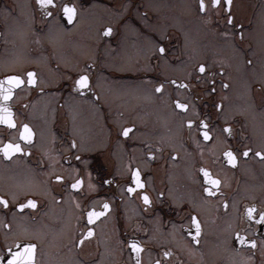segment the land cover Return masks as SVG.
I'll use <instances>...</instances> for the list:
<instances>
[{"label":"flooded vegetation","instance_id":"1","mask_svg":"<svg viewBox=\"0 0 264 264\" xmlns=\"http://www.w3.org/2000/svg\"><path fill=\"white\" fill-rule=\"evenodd\" d=\"M158 2L57 0L76 5L69 23L28 0L31 24L24 0H0V80H24L9 101L0 96L15 122L0 121V197L8 202H0V264L25 243L37 245L36 264H264V156L255 154L264 153V0H231L230 8L205 0L203 12L198 0H172L163 13ZM95 3L120 17L109 22L104 14L107 22L94 30L77 26ZM53 19L66 33L62 51L58 28L57 38L47 37ZM85 74L88 86L78 88ZM24 124L31 140L20 136ZM93 127L105 132L104 144L93 142ZM7 142L22 151L5 156ZM136 169L143 189L133 180ZM201 169L221 181L215 195L204 191ZM91 210L104 214L89 223Z\"/></svg>","mask_w":264,"mask_h":264},{"label":"snow or ice","instance_id":"2","mask_svg":"<svg viewBox=\"0 0 264 264\" xmlns=\"http://www.w3.org/2000/svg\"><path fill=\"white\" fill-rule=\"evenodd\" d=\"M36 2L39 4L40 8L44 11V14L49 16V17L58 13L62 17H65L69 23H71L74 21L75 17L77 16V7L73 3H63V4L58 5L57 0H36ZM225 3L230 8L231 0H225ZM219 4H220V0H211V5L213 7H218ZM207 7H208V5L206 4L205 0H198V8L200 11H202V12L206 11ZM228 22L229 23L232 22L231 16L228 17ZM111 31H112L111 28L106 29V32H108V33H110ZM158 51L161 54L165 53L166 49H165L163 44H160L158 46ZM249 63H250V61H249ZM198 71L200 73H204L206 71L205 65L200 64ZM23 83H24V80L19 75H9V76H6L3 80H0V96H2L3 101H5V102L9 101L13 95V92H12L13 87H18V86L22 85ZM27 83L30 85L36 83L34 72L30 71L27 73ZM88 83H89V77L86 74L80 75L78 77V79L75 81V85L78 88L87 87ZM170 83H176V82L170 81ZM5 84H7V87H5ZM181 87H187V85H181ZM225 87H227V85H225ZM163 88H164V84H160L155 88V91L161 92L163 90ZM174 103H175V106L177 108H180V109H187L188 108L187 104L180 103L179 101H175ZM217 107H219V105H217ZM0 121H2L4 124H7L9 126H12V127L15 126V122L12 118V110L9 107H7L6 105H0ZM188 124H189V126H191L193 124V121L189 120ZM203 126L205 128H207L206 124H204ZM224 130L230 131L229 128H225ZM130 131H131V129L125 128L123 130V135L127 136ZM20 136L24 140H31L32 132H31V129L29 128V126L27 124L23 125V131H21ZM203 137L205 139H208L209 138V132L204 131ZM73 147H75V142H73ZM2 151H3L5 156H10L14 152L22 151V149H21V146L19 143L7 142V143L3 144ZM250 152H251V149L246 148L243 151V155L246 157L249 155ZM255 154L257 156H264V153H262V152H257ZM224 155L228 158L229 164L234 165L237 163V158H236V156L232 150L225 152ZM77 159H79V158H77ZM201 171L203 172L204 178L206 179V182L209 185V187L204 188V191L209 193V194L215 195V193L212 191V186H217V191H218L219 190L218 186L220 185L221 181L219 179L214 178L208 169H201ZM132 177H133V180L135 181L136 187L143 189L144 184L141 180L139 169H136L132 173ZM55 179L57 181H60L63 179V177L56 176ZM80 183L81 182L78 180L72 185V187L76 188L79 186ZM135 190L136 189L131 187V186H129V188L127 189L128 192H134ZM161 195H163V194L161 193ZM143 200L146 204L150 202L149 196L147 195V193L143 194ZM0 202H3L5 204V206L8 203L7 200H4L3 197H0ZM28 204L31 205L33 208L36 207V201L35 200L29 199ZM18 207L24 208V205L20 204V205H18ZM103 208L108 209L109 204L104 203ZM254 212H255L254 207H249L247 210V213L250 217L253 215ZM103 214H104L103 212H96L95 210L89 211L87 213L88 222L91 223L94 220V218H98L99 216H102ZM259 216H260V221H264V210H262L259 213ZM189 223L192 226H194L195 235L199 236L200 232H201V225H200L198 218L195 215L190 214ZM192 234H193L192 232H189V235H192ZM83 235L84 234H82V239L80 241L81 244H83L85 242ZM92 235H93V229L91 227H89L87 229L86 236L91 237ZM240 239L243 240L242 237ZM250 243L252 244L253 247L256 246V242L254 240L250 241ZM130 246H131V249H133L137 253H139L141 250V245L135 240L130 241ZM36 249H37V245L35 243H25L24 246L20 250H18L14 254H12V257H11V259H9L7 261V264H36V260H35ZM164 255L169 256L170 253L165 252ZM136 264H140V261L138 258L136 260ZM155 264H161V261L157 260L155 262Z\"/></svg>","mask_w":264,"mask_h":264},{"label":"rangeland","instance_id":"3","mask_svg":"<svg viewBox=\"0 0 264 264\" xmlns=\"http://www.w3.org/2000/svg\"><path fill=\"white\" fill-rule=\"evenodd\" d=\"M24 1L27 4V11L25 12V14H26V16H29V20L31 22L32 18L30 16L31 15V10H30V7H29V3H28V0H24ZM158 1H159L158 2L159 4H157V11H161L162 10V13H163L165 8L171 4L172 0H158ZM173 12H176V11H173ZM104 14H106L108 21H109V19H111V20L116 19L115 21H117V19L120 17V16H118V14L116 12H114V11L111 12V10L107 6H104V5L100 4V3H95V5H91L90 7L85 8L83 10V16L86 19L84 17H82V18L80 17L77 26H79L80 24L86 23L88 26H91V28L94 30V27H100V26L104 25V23L107 22L106 21L107 19L104 20V17L102 16ZM94 20H96V23L94 22ZM174 20L177 21L176 18ZM51 22H52V26H51V29H50L51 31H50V33H48L47 37L50 38L51 40H54L55 38H57V37H55V32L54 31H56L57 28H58L62 32V34H60V37H59L60 40L59 39H55V40H57L58 43L56 42V44L59 45V49L62 51V48H65L68 45V42H67V40L65 38V34L66 33H65L64 29L61 27V25L58 23V21L56 19L51 20ZM109 22H111V21H109ZM31 24H32V22H31ZM20 25L22 27L25 26V24H22V23H20ZM81 27L82 26H80L79 28H76V31H80ZM9 30L13 31V28H10ZM64 45H65V47H64ZM234 51L236 52V54L239 53V51L237 49H234ZM141 98H143V97H141ZM127 105H128V103H127ZM98 119H99V116H98ZM86 126H90V123L88 125H86ZM93 129L95 131L97 128L93 127ZM96 131H97V136H95L94 132H92V135H93V138H94L93 142L96 145H99V143H103L104 144V142L102 140H103V138L105 136V132L98 131V130H96Z\"/></svg>","mask_w":264,"mask_h":264},{"label":"water","instance_id":"4","mask_svg":"<svg viewBox=\"0 0 264 264\" xmlns=\"http://www.w3.org/2000/svg\"><path fill=\"white\" fill-rule=\"evenodd\" d=\"M64 19H66V18H64Z\"/></svg>","mask_w":264,"mask_h":264}]
</instances>
